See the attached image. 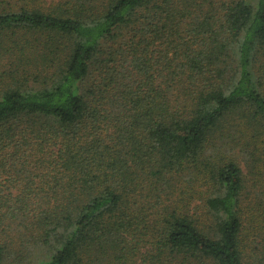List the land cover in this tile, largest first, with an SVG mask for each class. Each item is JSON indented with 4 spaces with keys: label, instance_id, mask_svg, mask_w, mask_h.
<instances>
[{
    "label": "trees",
    "instance_id": "16d2710c",
    "mask_svg": "<svg viewBox=\"0 0 264 264\" xmlns=\"http://www.w3.org/2000/svg\"><path fill=\"white\" fill-rule=\"evenodd\" d=\"M0 264H264V0H0Z\"/></svg>",
    "mask_w": 264,
    "mask_h": 264
}]
</instances>
